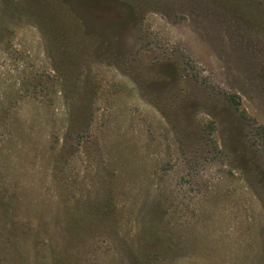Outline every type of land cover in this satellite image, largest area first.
Instances as JSON below:
<instances>
[{"label":"rangeland","instance_id":"374dc122","mask_svg":"<svg viewBox=\"0 0 264 264\" xmlns=\"http://www.w3.org/2000/svg\"><path fill=\"white\" fill-rule=\"evenodd\" d=\"M0 264H264V0H0Z\"/></svg>","mask_w":264,"mask_h":264},{"label":"trees","instance_id":"16d2710c","mask_svg":"<svg viewBox=\"0 0 264 264\" xmlns=\"http://www.w3.org/2000/svg\"><path fill=\"white\" fill-rule=\"evenodd\" d=\"M70 15L76 16V14L72 13V12H70ZM72 18H74L76 20V17H72Z\"/></svg>","mask_w":264,"mask_h":264}]
</instances>
